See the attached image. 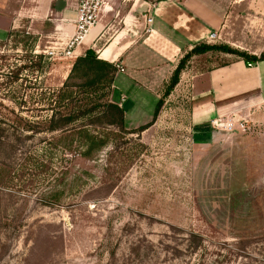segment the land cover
Listing matches in <instances>:
<instances>
[{
  "label": "rangeland",
  "instance_id": "obj_1",
  "mask_svg": "<svg viewBox=\"0 0 264 264\" xmlns=\"http://www.w3.org/2000/svg\"><path fill=\"white\" fill-rule=\"evenodd\" d=\"M57 22L0 38V264H264V103L195 122L192 56L146 129L106 123L118 68L50 54Z\"/></svg>",
  "mask_w": 264,
  "mask_h": 264
},
{
  "label": "crops",
  "instance_id": "obj_2",
  "mask_svg": "<svg viewBox=\"0 0 264 264\" xmlns=\"http://www.w3.org/2000/svg\"><path fill=\"white\" fill-rule=\"evenodd\" d=\"M67 1L0 0V38L22 19H56L59 39L73 35L77 0L72 8L64 7ZM152 4L151 8L130 6L124 12L117 7L107 10L74 51L80 56L92 48L100 59L123 66L114 78L111 101L124 108V125L129 129L153 120L175 68L194 46L226 44L252 55L264 51V0H156ZM146 11L153 18L148 34L142 31ZM213 33L217 37L211 40ZM218 53L192 57L205 61L202 70L194 68L190 79L191 112L198 123L264 103V60L249 65L238 54Z\"/></svg>",
  "mask_w": 264,
  "mask_h": 264
},
{
  "label": "trees",
  "instance_id": "obj_3",
  "mask_svg": "<svg viewBox=\"0 0 264 264\" xmlns=\"http://www.w3.org/2000/svg\"><path fill=\"white\" fill-rule=\"evenodd\" d=\"M208 51H222L226 53H235L242 56L247 63H251V64H255L258 61L264 60V51L260 55H252L247 52L234 49L226 44L200 43L194 46L180 59L168 84L166 85L163 91V95L161 99L157 103L153 119L157 118L165 98L173 91L175 86L178 84L181 74L184 71L187 62L191 59V57L196 54H202ZM80 67H83L85 70L88 71L97 70L98 72L103 68H108V72L110 74H113L114 71H116V67L112 63L104 59H100L96 51L92 48L87 49L84 55L79 56L76 59L73 66V71H76ZM98 76L102 77V71L98 73ZM103 107L104 109L103 111H101L102 116L100 118H105L104 122L106 123L116 124L119 127H123L124 116H125L124 108L113 101H108L104 103ZM72 120H74V117L69 115L65 118V123L70 122ZM151 122L141 126L140 130L146 129L151 124ZM50 129L55 130L57 128L55 126H52L50 127Z\"/></svg>",
  "mask_w": 264,
  "mask_h": 264
},
{
  "label": "built area",
  "instance_id": "obj_4",
  "mask_svg": "<svg viewBox=\"0 0 264 264\" xmlns=\"http://www.w3.org/2000/svg\"><path fill=\"white\" fill-rule=\"evenodd\" d=\"M133 1L132 6H142L148 5L149 8L153 6L150 0H128ZM117 0H78L77 10L75 18V31L73 35L67 38L66 41L59 42L50 49V54H62L64 56H73L75 53V47L87 34L89 29L96 25L100 20L102 14L109 9L114 8V3ZM148 11H150L148 9ZM148 11L144 12V23L142 26V31L144 34H148L152 31L153 18L148 14ZM217 37L216 33L211 34L210 39H215ZM118 70L123 71L124 68L120 63H115ZM251 65V63H249ZM212 124L217 126L221 130H231L233 129L234 122L230 119L222 120L221 118H216L212 120Z\"/></svg>",
  "mask_w": 264,
  "mask_h": 264
}]
</instances>
